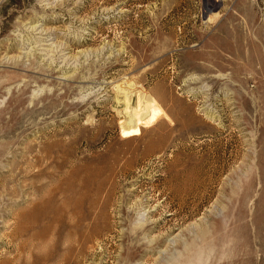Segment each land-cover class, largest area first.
Returning <instances> with one entry per match:
<instances>
[{
  "label": "rangeland",
  "instance_id": "1",
  "mask_svg": "<svg viewBox=\"0 0 264 264\" xmlns=\"http://www.w3.org/2000/svg\"><path fill=\"white\" fill-rule=\"evenodd\" d=\"M0 264H264V0H0Z\"/></svg>",
  "mask_w": 264,
  "mask_h": 264
},
{
  "label": "bare ground",
  "instance_id": "2",
  "mask_svg": "<svg viewBox=\"0 0 264 264\" xmlns=\"http://www.w3.org/2000/svg\"><path fill=\"white\" fill-rule=\"evenodd\" d=\"M215 65V64H214ZM148 97V96H147ZM152 111V110H151ZM156 121V120H155ZM161 134V133H160ZM157 141V140H156Z\"/></svg>",
  "mask_w": 264,
  "mask_h": 264
}]
</instances>
